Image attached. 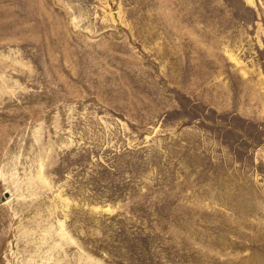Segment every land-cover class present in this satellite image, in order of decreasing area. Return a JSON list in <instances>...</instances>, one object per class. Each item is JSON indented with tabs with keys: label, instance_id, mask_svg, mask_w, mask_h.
I'll list each match as a JSON object with an SVG mask.
<instances>
[{
	"label": "rangeland",
	"instance_id": "obj_1",
	"mask_svg": "<svg viewBox=\"0 0 264 264\" xmlns=\"http://www.w3.org/2000/svg\"><path fill=\"white\" fill-rule=\"evenodd\" d=\"M0 264H264V0H0Z\"/></svg>",
	"mask_w": 264,
	"mask_h": 264
}]
</instances>
